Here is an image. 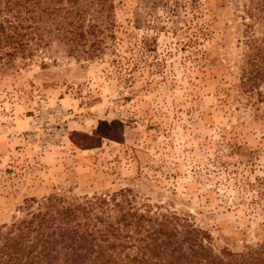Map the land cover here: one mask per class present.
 <instances>
[{
	"label": "rangeland",
	"instance_id": "1",
	"mask_svg": "<svg viewBox=\"0 0 264 264\" xmlns=\"http://www.w3.org/2000/svg\"><path fill=\"white\" fill-rule=\"evenodd\" d=\"M194 1L113 0L116 38L101 57L55 42L0 67V225L26 198L127 187L141 208L204 230L217 253L264 244V103L235 88L239 6ZM116 119L120 143L71 142Z\"/></svg>",
	"mask_w": 264,
	"mask_h": 264
},
{
	"label": "trees",
	"instance_id": "2",
	"mask_svg": "<svg viewBox=\"0 0 264 264\" xmlns=\"http://www.w3.org/2000/svg\"><path fill=\"white\" fill-rule=\"evenodd\" d=\"M112 1L0 0V67L18 59L27 64L55 42L68 56L101 57L116 38ZM228 1L239 6L243 28L235 88L264 103V0ZM194 27V36L205 35L203 27ZM124 125L100 120L91 133L70 139L82 149L98 148L104 140L120 143ZM143 205L127 187L111 195L26 198L19 215L0 225V264H264L263 243L245 253H217L209 235L176 210Z\"/></svg>",
	"mask_w": 264,
	"mask_h": 264
}]
</instances>
